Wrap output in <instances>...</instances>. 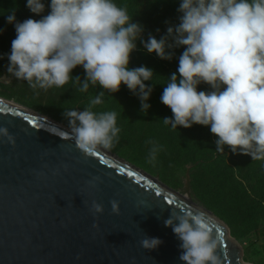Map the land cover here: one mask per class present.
<instances>
[{"label":"clouds","instance_id":"clouds-1","mask_svg":"<svg viewBox=\"0 0 264 264\" xmlns=\"http://www.w3.org/2000/svg\"><path fill=\"white\" fill-rule=\"evenodd\" d=\"M26 6L37 15L45 11L42 0H27ZM177 11L182 14L178 25L169 26L159 40L149 34L145 41L144 26L133 22L127 8L114 0H51L47 15L23 22L16 21L12 10L7 21L14 23L16 38L7 72L26 81L37 95V90L61 88L70 80L80 85L81 92L98 85L112 94L123 84L138 96L146 113L153 88L145 81L155 74L146 66L129 67L137 40L148 53L164 60L173 55L166 49L184 46L179 77L171 74L160 98L173 113L163 123L172 129L210 126L218 137L216 152L224 153L228 146L233 153L264 160V0H181ZM77 66L85 70L84 80L71 75ZM201 83L212 91H198ZM104 96L105 91H99L83 111L63 112L75 146L84 156H93L101 148L110 150L119 141L117 113L93 111ZM0 137L15 145L6 127H0ZM147 143L151 144L147 162L155 165L162 146L153 140ZM97 180L89 184L94 187ZM110 205L118 215L119 201L111 200ZM91 211L102 214L104 208L93 201ZM164 224L181 242L179 259L184 264H222L219 230L214 235V222L206 213L173 209ZM161 243L147 236L140 241L146 250Z\"/></svg>","mask_w":264,"mask_h":264},{"label":"water","instance_id":"water-1","mask_svg":"<svg viewBox=\"0 0 264 264\" xmlns=\"http://www.w3.org/2000/svg\"><path fill=\"white\" fill-rule=\"evenodd\" d=\"M0 127L15 137L14 146L0 137V264H184L164 224L181 208L212 218L222 264H246L229 226L191 200L190 168L180 193L110 150L84 156L69 126L3 97ZM93 201L102 214L91 211ZM145 236L162 243L146 250Z\"/></svg>","mask_w":264,"mask_h":264},{"label":"trees","instance_id":"trees-1","mask_svg":"<svg viewBox=\"0 0 264 264\" xmlns=\"http://www.w3.org/2000/svg\"><path fill=\"white\" fill-rule=\"evenodd\" d=\"M45 4L44 13L37 15L32 13L27 5V0H0V76L7 73L9 65L8 55L11 52V43L16 38L14 23H8L7 16L15 10V18L17 22H23L32 18L39 20L43 15L50 12L51 0H42ZM118 6L126 7L128 14L132 17L133 22H138L144 26L143 40H147L149 34L158 40L167 34L169 26L179 24V16L182 15L177 11L181 0H114ZM159 30V31H157ZM169 43L173 41L169 38ZM137 49L131 54L129 67L136 68L146 66L154 71L153 80L145 81V83L155 90H164L167 79L172 73L177 72L179 65V57L184 51V46L166 49L171 52L172 59H160L155 53H148L143 47L140 40H137ZM81 77H83L81 75ZM124 85L120 86V91ZM198 88V87H197ZM99 91H105L102 98L103 103L96 105L93 111L103 108L109 104L113 95L118 93H109L107 90L101 89L98 85L93 87L90 85L87 92L77 104L80 111L89 106V102ZM161 110L171 112V109L162 103ZM173 116V115H172ZM180 131V132H179ZM186 132V134H185ZM140 136V135H139ZM141 137V136H140ZM167 142L174 148L171 152L160 155L162 165L166 168L167 164L172 167L191 164L190 175L193 177L196 172L209 167L214 161L217 166L213 167L214 172L209 178L208 197H203L206 207L221 217L229 226H234V215L239 212L244 221L256 225L264 216V160H253L251 156L233 153L228 146L224 147V153L216 152L215 141L218 137L213 138L207 126L193 125L187 130L177 129L171 133L165 134ZM142 138V137H141ZM150 140L155 141L153 138ZM145 139V147H143V156L148 157L151 144ZM179 144L181 154L178 153ZM228 151L230 156H228ZM189 153V157L185 158L184 154ZM171 156L173 160H171ZM132 160L152 173L165 174L164 167L160 171H153L143 159L137 155H132ZM222 163L219 165V161ZM221 169V172L219 170ZM234 170H237L235 175ZM194 178V177H193ZM196 181V179L194 178ZM192 181V180H191ZM222 182L223 185L216 182ZM168 182V181H167ZM193 183H191L192 185Z\"/></svg>","mask_w":264,"mask_h":264},{"label":"rangeland","instance_id":"rangeland-1","mask_svg":"<svg viewBox=\"0 0 264 264\" xmlns=\"http://www.w3.org/2000/svg\"><path fill=\"white\" fill-rule=\"evenodd\" d=\"M71 75L73 77L79 76L81 80L85 78V70L82 66H77L72 70ZM81 75L83 77H81ZM80 85L74 80H70L61 88L52 87L47 91L37 90V95L33 91L26 81H19L9 73H4L0 76V97L15 101L19 104L25 105L31 109L44 114L55 121L61 122L68 126L67 119L63 116L64 110H79L77 104L84 95V92L79 91ZM198 91L209 92L212 91L211 87L206 83L198 85ZM163 91L158 90L151 93L147 103L150 104V108L146 113L141 111V102L137 95L133 94L126 85L123 89L114 94L110 103L103 106L101 111H115L117 113V126L121 129L119 135V141L115 146L110 149L119 157L137 165L132 160V155H137L140 159H143L153 171H160L164 166L160 160V155L167 154L174 149L169 142H167L165 134L171 133L172 129L170 125L163 123V118H172L173 113L164 112L161 110L162 102L161 95ZM80 111V110H79ZM197 125V124H195ZM210 131V126H207ZM181 130H187L179 126ZM180 132V131H179ZM186 134V132H185ZM142 137H140V136ZM213 138L216 136L211 133ZM153 138L159 145L162 146L161 151L158 152L155 165L147 162L146 156H143V147H145V139L150 140ZM178 146L179 144H174ZM181 154L180 148L176 149ZM189 153L184 154L185 158L189 157ZM228 156L230 152L228 151ZM171 160L173 157L171 156ZM222 161H219V165ZM163 166V167H162ZM217 166V161H214L209 167L204 168L191 178V195L190 198L193 202L208 209L204 203L203 197H208V184L209 178L214 172V168ZM191 169V164H185L181 166L172 167L167 164L164 167L165 174L149 172L153 176L160 179L163 183L169 187L185 193V184L187 177V169ZM221 172V169L219 170ZM235 175L237 170H234ZM168 181V182H167ZM223 185L222 182L216 181ZM212 213V210L208 209ZM215 214V213H214ZM217 215V214H215ZM218 216V215H217ZM219 217V216H218ZM222 219L221 217H219ZM223 220V219H222ZM224 221V220H223ZM234 226H229L230 236L241 246L242 256L241 259L246 264H264V216L260 219L256 225L250 224L249 221H244L241 214L237 212L234 215Z\"/></svg>","mask_w":264,"mask_h":264}]
</instances>
